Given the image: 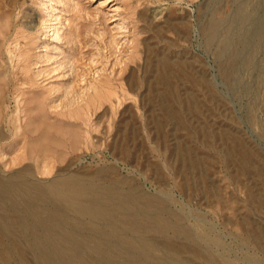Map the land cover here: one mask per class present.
Here are the masks:
<instances>
[{"label": "rangeland", "instance_id": "rangeland-1", "mask_svg": "<svg viewBox=\"0 0 264 264\" xmlns=\"http://www.w3.org/2000/svg\"><path fill=\"white\" fill-rule=\"evenodd\" d=\"M12 176L33 197L74 176L134 194L148 257L126 242L109 263L73 248L78 264H264V0H0ZM17 218L34 221L0 202V264H40Z\"/></svg>", "mask_w": 264, "mask_h": 264}, {"label": "bare ground", "instance_id": "bare-ground-1", "mask_svg": "<svg viewBox=\"0 0 264 264\" xmlns=\"http://www.w3.org/2000/svg\"><path fill=\"white\" fill-rule=\"evenodd\" d=\"M96 96H99L97 88L94 92V97ZM30 188L31 185L24 178L12 176V180L0 179V202L10 203L16 209L23 208L34 218L30 224L22 218H17L16 223L24 230L32 232L31 241L41 252L40 264H78L72 254L73 248L80 254L92 251L95 256L109 263L110 259L121 254L120 246L123 243L135 244L142 249L146 257L154 246L147 237L137 234L140 228L138 220L127 222L125 219L128 209L133 206V213L137 214L135 216L139 215V207L134 205L133 193L125 192L114 185L101 187L93 183L88 184L77 176L59 177L45 185H39L38 195L34 197ZM74 216L88 219L85 220L88 222L90 237L81 235L83 228L73 220ZM148 216L152 228L165 230L174 227L172 223L163 221L159 213ZM12 224V221H6L4 231L10 230ZM60 228L65 232L61 233ZM173 230L178 232L175 228ZM129 231L137 236L132 238L128 234ZM170 258L171 264H190L180 259L175 252ZM126 262L138 264L132 254L127 257Z\"/></svg>", "mask_w": 264, "mask_h": 264}]
</instances>
